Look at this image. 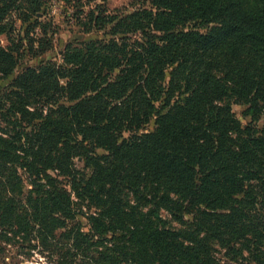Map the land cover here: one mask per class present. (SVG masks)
<instances>
[{
  "label": "trees",
  "instance_id": "16d2710c",
  "mask_svg": "<svg viewBox=\"0 0 264 264\" xmlns=\"http://www.w3.org/2000/svg\"><path fill=\"white\" fill-rule=\"evenodd\" d=\"M62 1L66 40L45 0H0L2 238L61 264H264V0Z\"/></svg>",
  "mask_w": 264,
  "mask_h": 264
},
{
  "label": "rangeland",
  "instance_id": "374dc122",
  "mask_svg": "<svg viewBox=\"0 0 264 264\" xmlns=\"http://www.w3.org/2000/svg\"><path fill=\"white\" fill-rule=\"evenodd\" d=\"M97 1L101 2L102 0ZM139 1L142 0H106V3L112 9L116 7L131 9L133 6L138 5ZM42 11H46L49 15L54 17L53 27L59 30L57 39L60 37L66 40L70 35L72 27L73 29H78V26L74 25V20L70 18V12L73 11V8L66 5L62 0H45ZM42 13L43 12L40 14L42 15L41 18H45ZM93 35L94 34H89V37ZM0 43L4 46L9 44L6 34L0 35ZM56 47L57 50L46 53L42 58H52L53 60L61 59V55L58 52L59 44H56ZM8 81H10V79H7V82ZM2 83L5 84L4 81ZM245 108V106L240 105L234 107L237 115L241 118H243L242 111H244ZM243 119V121L249 120V118L246 117ZM80 160L81 158H79L78 161ZM30 187L31 186L27 184L24 190ZM79 221L82 224L83 230L88 231L89 226L87 219L85 217H80ZM2 233L3 232L0 230V264H61L59 262V255L56 253L52 254V252L46 250L37 237L32 236L30 232L24 231L17 235L14 234L13 238L8 241L2 238ZM9 234L12 235L13 233Z\"/></svg>",
  "mask_w": 264,
  "mask_h": 264
}]
</instances>
